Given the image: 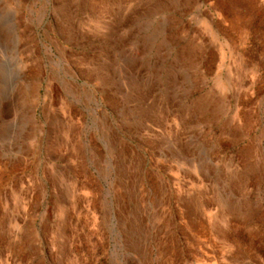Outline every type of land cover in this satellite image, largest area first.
<instances>
[{"label": "rangeland", "instance_id": "1", "mask_svg": "<svg viewBox=\"0 0 264 264\" xmlns=\"http://www.w3.org/2000/svg\"><path fill=\"white\" fill-rule=\"evenodd\" d=\"M0 264H264V0H0Z\"/></svg>", "mask_w": 264, "mask_h": 264}]
</instances>
